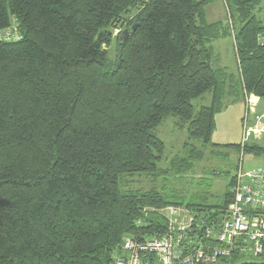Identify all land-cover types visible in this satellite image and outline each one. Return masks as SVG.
<instances>
[{"label":"trees","instance_id":"obj_1","mask_svg":"<svg viewBox=\"0 0 264 264\" xmlns=\"http://www.w3.org/2000/svg\"><path fill=\"white\" fill-rule=\"evenodd\" d=\"M216 1L0 0V264H112L125 238L165 231L147 209L185 207L200 233L219 230L242 167L219 197L120 185L124 176L184 177L208 155L215 116L234 93L213 67L212 42L233 37L241 93L264 100V0H225L227 25L207 21ZM209 92L211 105L196 112L193 101ZM169 117L188 141L164 170L155 131ZM253 142L243 151L264 154Z\"/></svg>","mask_w":264,"mask_h":264},{"label":"rangeland","instance_id":"obj_2","mask_svg":"<svg viewBox=\"0 0 264 264\" xmlns=\"http://www.w3.org/2000/svg\"><path fill=\"white\" fill-rule=\"evenodd\" d=\"M196 2L202 0H195ZM207 20L210 24L220 22L224 25L230 23V14L225 0H217L208 5L205 9ZM256 15L264 20V1L256 12ZM239 29L241 24L236 23ZM237 31V29H236ZM232 32V30H231ZM209 47L213 52V67L217 71L219 77L222 74L227 76V84H232L234 93L224 100V106L221 112L215 116V129L212 136L211 145L208 148L206 158L196 166L193 173L186 174L184 177H148L141 176L135 178L122 177L121 188L123 192L134 191H158L162 194L171 195V193L186 195L190 200L195 195H204L210 191L215 197L221 196L225 191L227 184L238 169L252 171L264 168V154L256 155L253 153H245L243 147L251 146L256 141L260 146L264 147V133H261L259 139L253 136L246 139V128L254 127L256 124L248 112V101L241 93L240 75L238 69V61L235 51V42L233 37L221 38L212 42ZM108 48L109 53L114 54V47ZM110 60H113L110 57ZM232 79V80H231ZM227 87V92L228 86ZM213 93L209 92L202 98L193 101L195 111H199L202 107L210 106L212 103ZM254 107V105H253ZM256 117H260L254 115ZM178 120L169 117L164 120L162 125L155 131V134L165 143L166 152L163 161L159 167L168 170L172 161L180 156L183 152V145L188 141L187 129H181L178 126ZM259 128L264 127V115L258 120ZM213 145H237L242 149L218 147ZM213 148V149H212ZM212 150H216L215 154H210ZM205 181V183H204ZM123 184V185H122ZM215 200H210L213 204ZM262 258H255L246 255L231 264H241L246 262H263Z\"/></svg>","mask_w":264,"mask_h":264},{"label":"built area","instance_id":"obj_3","mask_svg":"<svg viewBox=\"0 0 264 264\" xmlns=\"http://www.w3.org/2000/svg\"><path fill=\"white\" fill-rule=\"evenodd\" d=\"M115 30L114 36L119 35ZM4 38L16 39V32L6 33ZM264 41V37L262 39ZM249 116L252 115L248 101ZM256 117L254 127L246 128V139L261 137ZM233 201L229 205V217L219 230L211 227L200 233L201 225L196 216L185 207L167 206L160 210L147 209L144 215L154 212L165 221V231L155 236H129L124 239L121 253H115L112 264H218L220 259L235 253L255 258L264 252V168L252 171L240 170L237 185L232 189ZM143 224L142 220L138 225ZM143 238V240H142Z\"/></svg>","mask_w":264,"mask_h":264},{"label":"crops","instance_id":"obj_4","mask_svg":"<svg viewBox=\"0 0 264 264\" xmlns=\"http://www.w3.org/2000/svg\"><path fill=\"white\" fill-rule=\"evenodd\" d=\"M247 101L251 102L250 108H251V112H252L251 117H252L253 120L255 119L254 115H257V116H260V117L264 115V100L251 98V99H249ZM253 105H254V107H253ZM255 125H257V124H255Z\"/></svg>","mask_w":264,"mask_h":264},{"label":"water","instance_id":"obj_5","mask_svg":"<svg viewBox=\"0 0 264 264\" xmlns=\"http://www.w3.org/2000/svg\"><path fill=\"white\" fill-rule=\"evenodd\" d=\"M136 28H137V24L133 25L130 30L123 31V33L120 36V39L121 40L126 39L130 35V33L134 32L136 30Z\"/></svg>","mask_w":264,"mask_h":264}]
</instances>
